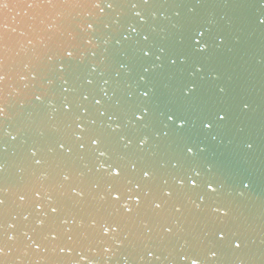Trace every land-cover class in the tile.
I'll return each instance as SVG.
<instances>
[{
	"label": "water",
	"instance_id": "water-1",
	"mask_svg": "<svg viewBox=\"0 0 264 264\" xmlns=\"http://www.w3.org/2000/svg\"><path fill=\"white\" fill-rule=\"evenodd\" d=\"M109 2L113 0H96L91 4L59 0L33 9H26L16 0L0 2V21L4 25L0 43L9 71L3 88L11 104L8 119L0 122V160L7 164L5 175L9 184L5 193L9 203L0 224L24 243H30L24 232L36 238L32 231L33 189L39 190L42 197L51 195L48 203L59 204V216L69 218V224L64 226H59L56 219L60 238L48 244L49 253L28 256L18 253L22 259L8 257L4 264H51L47 258L51 249L56 244H73L67 237L78 232L91 233L83 245H74L77 252L83 250L89 256L90 260L81 264H190L183 259L184 255H199L200 264H264V24L258 22L264 20V0H149L148 4L143 0H115L116 7L111 9L107 7ZM96 3L104 8L102 13ZM133 3L140 6L133 8ZM137 12L146 19L137 16ZM97 14L102 23L96 24L95 31H85L87 23L96 22ZM193 23L217 38L208 53H195L186 40L181 41ZM69 27L79 34L75 41L69 42L66 36ZM133 28L138 31L133 32ZM144 35H149L150 40L144 41ZM86 38H91L93 45L85 43ZM71 45L78 47L74 48V56L67 58L63 49ZM148 47L153 55L144 57L140 50ZM158 56L162 60H157ZM170 58L176 59L175 65ZM62 63L66 69L60 68ZM197 64L203 65L202 71L197 70ZM33 72L38 74L35 80L31 78ZM21 76L28 79L22 80ZM141 77H147V82ZM192 81L200 86L196 99L186 98L182 91L183 85ZM69 86L76 91L64 92ZM148 86H153L155 93L142 99L141 92ZM221 88L226 90L223 94L219 92ZM88 93L89 99L83 101L82 97ZM35 95L42 100L36 101ZM101 98L103 103L95 104ZM65 99L73 104L72 113L65 110ZM238 100L248 102L251 108L240 112L235 103ZM140 103L152 110L144 122L147 127L132 125L125 116L126 108ZM198 104L231 107V120L213 133L205 132L196 120ZM169 106L191 119V126L179 134L165 136L167 129L161 123L164 119L161 113ZM104 109L108 111L101 116ZM113 115L119 119L111 120ZM76 117H81L79 122L88 129L113 139L125 134L137 139L150 137L142 152L133 147L128 154L138 158L141 166L145 161L150 163L173 186V177L186 170L173 168L176 160L181 165L187 162L205 176L212 175L208 166L214 165L213 171L223 187L213 199L231 208L230 215L219 218L212 215L208 205L213 200L201 202L197 193L189 192L192 200L201 203L200 210L185 199L183 215L175 213L171 203L162 205V210H157L159 223L152 220L156 213L149 211L143 224L134 217L124 218L120 229L107 236L99 224L95 229L78 228L86 215H96L103 223L104 219H120V213H116L119 206L107 198L104 169H99L98 163L93 167L91 157L83 150L70 154L69 168L49 166L53 161L68 158L49 153L47 148L58 140L69 143L75 140L73 132L82 131L72 124ZM117 124L121 125L119 129L115 127ZM213 135L218 138L213 139ZM12 136L17 139L12 140ZM184 141L207 145V150L188 157ZM245 141L253 143L254 148L247 150ZM33 144L41 149L37 158L43 155L47 163L34 164L27 151ZM86 164L92 168L91 172ZM237 169L241 170L230 179ZM65 174L70 176L67 181L63 179ZM241 179L249 183L243 195ZM18 191L27 193L25 201L17 199ZM199 194H204L203 189ZM29 213L33 214L24 220ZM111 213L115 216H110ZM176 218L180 219L176 233H164L163 225L174 223ZM13 224L15 228L10 227ZM144 225L153 231L149 233ZM217 228L227 231L228 239L235 236L243 240L242 251L223 252L227 250L225 240L217 244L221 254L210 257V238L205 233ZM185 240L194 245L185 246ZM144 247H153L151 250L159 259L148 256Z\"/></svg>",
	"mask_w": 264,
	"mask_h": 264
},
{
	"label": "snow or ice",
	"instance_id": "snow-or-ice-1",
	"mask_svg": "<svg viewBox=\"0 0 264 264\" xmlns=\"http://www.w3.org/2000/svg\"><path fill=\"white\" fill-rule=\"evenodd\" d=\"M2 2V0H0ZM17 3L23 5L26 9H33L39 5H53L59 0H16ZM65 2H85V3H95L96 0H65ZM144 4H148L149 0H143ZM6 6V4L4 5ZM140 5L138 3H133L132 7L136 8ZM96 7L102 13L104 8L100 6V3H96ZM109 9L116 7V2H109L107 4ZM192 12L195 9H191ZM91 16L92 14L89 13ZM137 16H140L141 19H146L142 16L141 12L136 13ZM177 16L180 15L179 12L176 13ZM261 24H264V20L258 21ZM102 23L99 19V15L97 14V20L95 23H87L85 31L88 30H96V24ZM133 32H137V28L132 29ZM4 33V25L3 22L0 21V42L3 40ZM79 34L75 33L71 27L66 30V36L69 40L75 41ZM149 35H144V41L150 40ZM217 38L211 36V34L204 30L202 27L197 26L196 24H191L185 36L181 37V41H187L188 45L195 53L205 54L210 51V49L214 46V42ZM88 45H93V40L91 38H86L84 40ZM222 43V40L220 41ZM78 47V45H71L69 47H65L63 49L64 55L67 58H72L74 56V48ZM144 57H150L153 55L151 47L144 48L140 50ZM164 51V49H161ZM51 59V58H50ZM157 60H162V57L158 56ZM187 59V57H185ZM170 62L175 65L176 59L170 58ZM65 64H61L60 68L66 69ZM196 68L198 71L203 70L202 64H197ZM37 73L33 72L31 74V78L33 80L37 79ZM9 78V71L5 64V58L3 55V46L0 43V122L6 121L10 115L11 104L8 99L4 95V83ZM22 80L28 79V76H21ZM142 80L147 82V77H141ZM51 83V81H50ZM67 84L68 81H65ZM92 81H89L91 84ZM105 83H108L105 81ZM75 88L69 86L64 89V92H74ZM183 94L186 98L196 99L198 97L200 86L195 82H188L183 85L182 88ZM226 90L221 88L219 92L223 94ZM155 93V88L153 86H148L141 92L142 99H149ZM91 93L85 94L82 97L83 101L89 99ZM107 95V93H105ZM36 101H41L42 97L40 95H35ZM103 103V98L96 99L95 104L101 105ZM236 108L240 112L248 111L251 108V105L244 101L238 100L235 102ZM172 105H175V102H172ZM64 108L68 113H72L73 104L65 99ZM87 111V109H84ZM107 109H104L100 113L103 116L107 113ZM152 110L147 105L133 104L125 109V116L128 119L129 123L132 125H143L147 127V124L144 122L148 120L151 115ZM196 120L200 126V128L208 133H213L215 129L222 128L228 120H231V107H225L220 104H198L196 108ZM164 117L161 123L167 129L164 132L165 136H169L170 134L181 133L184 129L191 126V119L188 117L182 116L178 113V111L174 107H167L164 112L161 113ZM81 117H76L75 120L72 121V124L75 125L76 128L81 129V132H73V136L75 140L72 143H69L67 140H58L55 145H50L47 148L49 153H54L57 155H62L68 157L65 160H61L60 162L53 161L49 166L53 165L58 169L69 168L72 165L69 163L70 154L74 152H79L83 150L87 155L91 157L92 166L95 167V164H99V169H104L106 176V186H107V198L115 205L119 207L116 208V213H120V219H104L103 223L97 219L96 215H86L82 217L80 220V224L78 228L83 229L87 227L88 229H95V227L99 224L102 229V233L107 236L110 232L116 233L120 229L121 221L124 218H135L141 224L144 223V220L148 216V212L156 213L155 216L152 217V220L159 223L161 217L157 210H162V205L167 206L171 203L172 209L175 213H179L183 215L182 209H184L183 201L188 199L194 204L197 210L201 209V203H197L195 200H192V197L189 195V192L197 193L199 201L205 202L206 200H213L212 205H208L211 209V214L217 216L228 217L231 213V208L227 205H223L219 202H216L213 198L220 192L223 187V183H221L217 174L213 171L215 168L214 165H209L208 170L212 175L205 176L203 172L198 170L196 167H192L187 162L184 165H181L179 160H176L173 164V168H184L182 174H178L173 177L175 181V186L169 183L168 179H164L159 176L158 171L154 168L150 163L145 161L143 166H141L138 158L133 159L128 153L129 150L135 147L136 152H142L145 147L149 143L150 137L143 136L139 139L136 138L135 135H132L131 138L128 134L120 136L118 139H113L104 133L97 132L96 130L88 129L85 124L80 123ZM111 120L119 119V117L113 115L110 117ZM95 123V121H93ZM71 127V125H69ZM109 128L112 127L111 124L108 125ZM117 129L121 127V125H115ZM85 132H87V136H85ZM8 135H11L8 133ZM213 139H217V135H213ZM17 136H12V140H16ZM244 147L247 150H252L254 148V144L248 141L244 142ZM183 149L188 157H195L197 152L206 151L207 145H194L187 141L183 142ZM28 153L34 161L35 165H41L42 162L47 163L44 156H40L37 158V154L41 151L36 144L28 147ZM103 158V159H102ZM84 159V157H81ZM88 168V171L91 172L92 168L87 164L84 165ZM106 166V167H105ZM7 169L6 162L0 160V217H2L3 213L8 207V199L5 193L9 190V184L7 177L5 175ZM97 169V171H99ZM241 169L235 170L230 179H232L233 175L238 173ZM83 175V173H81ZM65 181L70 179V176L65 174L63 176ZM240 185H242V190L240 192L243 195L244 190L249 189V183H245L244 179L240 180ZM99 187V184H97ZM203 189V195L199 194V190ZM187 190V191H186ZM72 191L75 192V187L72 188ZM32 194L34 196L33 199V212L35 213L34 220L35 225L32 228V231L36 235V238L33 239L32 236H28L27 232H24L23 235L27 237V240L30 243H24L20 240V237L16 233H9L6 230H3L2 224H0V264H4V260L8 257H19L22 259V256L17 255L18 253H22L23 255H41V253L47 254L49 253L48 244L51 242H55L60 238V232L57 230L56 219L58 218L59 226H64L69 224V218L60 217V205H53L48 203L52 199L51 195L47 197H42L41 192L39 190L33 189ZM80 196H83V191H80ZM17 199L21 202L25 201L27 198V193L25 191H18L16 193ZM131 205V206H129ZM33 213H29V215L24 216V220H28L29 216ZM110 216H115V213L109 214ZM52 218V219H50ZM72 224H76L75 218L71 220ZM180 225V219L176 218L174 223L168 222L163 225V232L172 235L176 233L177 227ZM147 227L149 233L153 231L151 227L144 225ZM11 228H15L16 225L13 224L10 226ZM69 231H72L69 229ZM91 236V233H77L76 235H69L67 239L69 241H73V244H56L55 247L51 249V255L47 258L50 260L51 264H81V261L90 260L89 256L84 254V251L81 250L77 252V248L74 246L76 243L81 245L84 244ZM229 233L222 228H217L215 231L208 232L206 231L205 237L208 239V243L211 245V250H209L208 255L212 258H216L221 254V249L217 247V244L220 242H224L227 240V250L223 252H241L243 240L238 237H232L228 239ZM115 238V237H113ZM197 240L201 239L200 237H196ZM171 243V241H169ZM185 246H192L194 244H189L187 240L184 241ZM89 251L91 250V246L89 245ZM153 247H144V251H147L148 256H155L156 259H159L156 256L155 251L151 250ZM106 252L111 251V249H105ZM77 256L79 258H77ZM183 259L189 260L190 264H200V256H188L184 255Z\"/></svg>",
	"mask_w": 264,
	"mask_h": 264
}]
</instances>
